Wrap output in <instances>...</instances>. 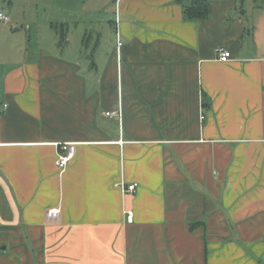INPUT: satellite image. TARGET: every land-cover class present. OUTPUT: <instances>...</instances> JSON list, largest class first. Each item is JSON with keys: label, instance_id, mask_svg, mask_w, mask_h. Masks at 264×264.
<instances>
[{"label": "crops", "instance_id": "0c3cea01", "mask_svg": "<svg viewBox=\"0 0 264 264\" xmlns=\"http://www.w3.org/2000/svg\"><path fill=\"white\" fill-rule=\"evenodd\" d=\"M183 1L106 3L85 63L0 35V264H264V8Z\"/></svg>", "mask_w": 264, "mask_h": 264}, {"label": "rangeland", "instance_id": "374dc122", "mask_svg": "<svg viewBox=\"0 0 264 264\" xmlns=\"http://www.w3.org/2000/svg\"><path fill=\"white\" fill-rule=\"evenodd\" d=\"M110 1L0 0V11L10 19L9 24L0 25L2 44H10V47L16 43L23 44L28 54H61L70 38L67 49L81 52L70 51L69 56L83 63L89 62L94 58L92 50L96 46L102 51L114 43L110 25L112 3L105 7ZM244 1L257 6L258 10L264 8V0ZM99 6L105 8L99 11Z\"/></svg>", "mask_w": 264, "mask_h": 264}, {"label": "built area", "instance_id": "2783aa9c", "mask_svg": "<svg viewBox=\"0 0 264 264\" xmlns=\"http://www.w3.org/2000/svg\"><path fill=\"white\" fill-rule=\"evenodd\" d=\"M1 22H9L8 17H6L1 11H0V23ZM216 58L219 62H228L231 59V53L225 49H217L216 50ZM6 109V105L2 106V110ZM107 117L116 116L119 117V112H106L104 114ZM74 155V144L72 143H61L57 145V159H56V166L60 173L64 171L66 168L68 162L72 159ZM115 186L119 187L124 193H135L138 185L136 183L125 185L123 183L116 184ZM59 216V210L58 209H50L46 213V217L48 220H55ZM127 221H132V215L131 213L127 214Z\"/></svg>", "mask_w": 264, "mask_h": 264}, {"label": "trees", "instance_id": "16d2710c", "mask_svg": "<svg viewBox=\"0 0 264 264\" xmlns=\"http://www.w3.org/2000/svg\"><path fill=\"white\" fill-rule=\"evenodd\" d=\"M209 0H184L183 16L187 20L202 21L208 17ZM208 106V105H207ZM198 223H194L190 228L195 227Z\"/></svg>", "mask_w": 264, "mask_h": 264}]
</instances>
